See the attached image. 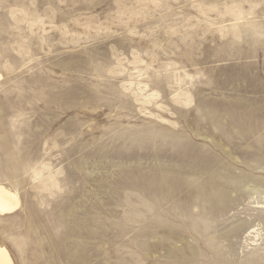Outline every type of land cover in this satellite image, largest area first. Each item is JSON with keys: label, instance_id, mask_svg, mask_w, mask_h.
<instances>
[{"label": "rangeland", "instance_id": "374dc122", "mask_svg": "<svg viewBox=\"0 0 264 264\" xmlns=\"http://www.w3.org/2000/svg\"><path fill=\"white\" fill-rule=\"evenodd\" d=\"M0 185L14 264H264V0H0Z\"/></svg>", "mask_w": 264, "mask_h": 264}, {"label": "bare ground", "instance_id": "6f19581e", "mask_svg": "<svg viewBox=\"0 0 264 264\" xmlns=\"http://www.w3.org/2000/svg\"><path fill=\"white\" fill-rule=\"evenodd\" d=\"M11 190L0 185V214L2 216L13 214L20 207L19 195ZM0 264H14L8 249L2 246H0Z\"/></svg>", "mask_w": 264, "mask_h": 264}]
</instances>
